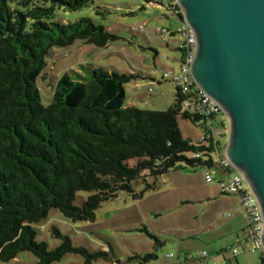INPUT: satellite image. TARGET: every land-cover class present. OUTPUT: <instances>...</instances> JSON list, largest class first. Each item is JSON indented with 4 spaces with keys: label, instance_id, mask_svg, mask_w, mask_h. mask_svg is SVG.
Segmentation results:
<instances>
[{
    "label": "trees",
    "instance_id": "1",
    "mask_svg": "<svg viewBox=\"0 0 264 264\" xmlns=\"http://www.w3.org/2000/svg\"><path fill=\"white\" fill-rule=\"evenodd\" d=\"M88 2L0 0V264H17L10 261L21 251L33 253L36 264H53L68 253L82 255L86 263L108 258L107 252L75 246L56 228L62 242L49 248L36 239L34 225L51 209L72 221L94 220L103 201L123 191L138 195L133 183L144 171L156 177L182 161L211 163L213 153L221 152L208 118L183 110L178 92L166 110L127 105L126 84L137 74L103 67L76 76L64 72L52 102L42 103L37 78L51 47L76 40L105 47L118 38L88 16L66 23L55 19L56 8L76 10ZM178 115L201 122L204 138L183 137ZM189 151L208 159L187 158ZM131 158L136 164L129 165ZM79 191L91 192L82 205L74 202Z\"/></svg>",
    "mask_w": 264,
    "mask_h": 264
},
{
    "label": "rangeland",
    "instance_id": "2",
    "mask_svg": "<svg viewBox=\"0 0 264 264\" xmlns=\"http://www.w3.org/2000/svg\"><path fill=\"white\" fill-rule=\"evenodd\" d=\"M167 1L89 0L86 6L76 10L56 8L55 19L60 22L88 16L118 38L105 47L81 40L69 46L51 47L45 58L46 67L37 78L42 103L52 102L56 81L62 73L76 76L86 74L88 69L103 67L140 75L126 84L127 104L144 109H168L177 99V90L161 78V71L169 67L178 69L182 53L177 49L178 37L174 36L167 44L156 32L157 27L176 30L180 24L175 16L167 15L162 5ZM140 25L144 30H139ZM134 95L141 96L142 100ZM221 120L229 131L228 120L223 114L212 119L214 131L222 129ZM177 121L183 137L193 142L205 131L201 122H193L182 115H178ZM217 139L221 152L213 153L212 160L219 170L218 157H224L228 132L218 135ZM193 154L185 152L187 158ZM136 162V158L128 160L129 165ZM154 183L155 188L146 189ZM133 188L138 195L123 191L103 201L95 210L94 220L72 221L59 210L51 209L46 218L36 223V239L46 242L49 248L62 242L54 231L56 228L75 246L109 254L108 258L99 257L86 263L82 255L68 253L53 264H262L261 250H252V242L243 240L242 236L239 239L241 229L238 223L231 221L235 211L228 204L235 194L222 193L216 179L206 182L201 165L182 161L177 168L156 177L144 171L133 183ZM90 194L77 192L75 204L82 205ZM233 247L238 250L235 257L230 249ZM203 251L207 252L204 259L190 260V256ZM171 253L174 257H167ZM147 254L156 257L145 261ZM10 262L36 264L37 258L29 251H21Z\"/></svg>",
    "mask_w": 264,
    "mask_h": 264
},
{
    "label": "water",
    "instance_id": "3",
    "mask_svg": "<svg viewBox=\"0 0 264 264\" xmlns=\"http://www.w3.org/2000/svg\"><path fill=\"white\" fill-rule=\"evenodd\" d=\"M177 1L197 38L192 75L223 109L225 154L256 195L264 223V0Z\"/></svg>",
    "mask_w": 264,
    "mask_h": 264
},
{
    "label": "built area",
    "instance_id": "4",
    "mask_svg": "<svg viewBox=\"0 0 264 264\" xmlns=\"http://www.w3.org/2000/svg\"><path fill=\"white\" fill-rule=\"evenodd\" d=\"M162 5L168 15L180 19V24L176 30L162 26L157 27L156 32L161 34L166 40H170L172 36L177 35L179 38L177 49L181 51L182 59L178 69L175 67L164 68L161 71V78L174 85L182 98L181 106L183 109L208 118L207 127L212 131L213 135L217 137L229 132L224 125L220 131H214L211 118L223 114V109L204 92L192 75L191 65L196 53L197 38L190 26L184 21L179 2L177 0H168ZM139 30H144L143 25H140ZM204 136L205 134L203 133L200 140ZM206 136L209 137V134L207 133ZM193 157L204 158L199 152H195ZM218 163L219 170L214 167L216 164L214 160L211 163L204 162L201 165L204 178L208 183L216 179L220 185L221 192L238 195L243 215L247 221L242 232L243 240L252 242L254 246L251 249H259L264 255V248L261 244V236L264 231L263 213L258 199L246 178L241 172L237 171L236 167L226 156L225 147L224 157H218ZM230 249L234 255H237V248L233 247ZM206 256L207 252L203 251L197 255L190 256V260L204 259ZM167 257H174V254H168Z\"/></svg>",
    "mask_w": 264,
    "mask_h": 264
},
{
    "label": "crops",
    "instance_id": "5",
    "mask_svg": "<svg viewBox=\"0 0 264 264\" xmlns=\"http://www.w3.org/2000/svg\"><path fill=\"white\" fill-rule=\"evenodd\" d=\"M150 2H152V1H150ZM168 15V14H167ZM166 15V16H167ZM177 20L180 22V19H178L177 18ZM174 36H172L171 37V39L170 40H167V44H169L171 41H172V38H173ZM175 37H177V36H175ZM138 75V74H137ZM139 77H140V75H138ZM138 77V78H139ZM136 85H137V83H136ZM134 97L137 99L138 98V100H142L141 99V96H135L134 95ZM127 105H130V104H127ZM220 123H222V125H224V121H219ZM223 193V192H222ZM225 194V193H224ZM232 194H234V193H232ZM233 197V196H232ZM228 207L230 208H232V210H234L235 211V216H233L232 217V222H234V223H238L237 224V227H239V229H241L240 230V233H242L243 232V229L245 228V226H246V224H247V221H246V218H245V216L243 215V209H242V207H241V205H240V201H239V197H238V195L237 194H235V198L234 199H231V203L230 204H228ZM241 207V208H240ZM239 209H240V212H239ZM230 216V214L229 213H224V216ZM241 236L242 235H239L238 234V238L239 239H241ZM185 260H188V258L186 257V259ZM263 260H264V257H263Z\"/></svg>",
    "mask_w": 264,
    "mask_h": 264
}]
</instances>
